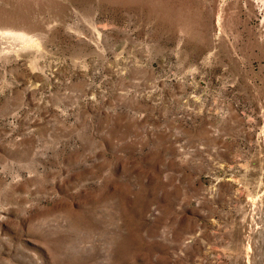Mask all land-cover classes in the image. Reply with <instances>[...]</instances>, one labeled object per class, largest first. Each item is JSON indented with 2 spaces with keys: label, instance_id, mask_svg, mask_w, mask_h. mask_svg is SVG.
<instances>
[{
  "label": "rangeland",
  "instance_id": "rangeland-1",
  "mask_svg": "<svg viewBox=\"0 0 264 264\" xmlns=\"http://www.w3.org/2000/svg\"><path fill=\"white\" fill-rule=\"evenodd\" d=\"M0 264H264V0H0Z\"/></svg>",
  "mask_w": 264,
  "mask_h": 264
}]
</instances>
